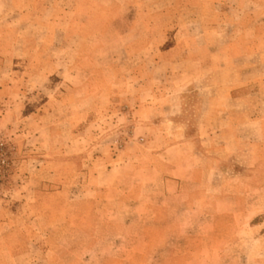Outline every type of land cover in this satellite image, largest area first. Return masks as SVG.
<instances>
[{"label": "crops", "instance_id": "crops-1", "mask_svg": "<svg viewBox=\"0 0 264 264\" xmlns=\"http://www.w3.org/2000/svg\"><path fill=\"white\" fill-rule=\"evenodd\" d=\"M168 1L0 0V136L18 142L21 150L26 148L25 153L36 151L45 157L39 169L44 178L19 176L20 180L12 182L8 190L0 191V264H19L22 255L30 256L36 249L42 250L48 264L62 260L55 248H42L37 228L29 223L21 225L18 220L26 211L50 225L66 217L72 203L62 177L67 168L63 163L58 165L54 156L67 154V149L78 143L73 153H81L80 143L88 128L110 116L117 101H125L121 109L139 116L148 130L143 154L173 155L170 166L157 164L155 168L163 175L170 172L172 176L167 180L177 186H183L184 177L190 173L195 181H205L214 152L215 175L207 179L206 185L219 188L220 194L193 192L183 208L199 212L206 219L211 216L216 234H226L227 227L222 228V222L228 218L224 208L230 201L243 212L244 199L225 191L229 181L222 163L233 155L240 160L246 157V168L232 178L248 176L253 186V174L260 166L257 171L250 167L264 161V142L258 141H264V0H190L200 9L201 18L184 24L163 18L169 10ZM130 39L143 44L139 51L132 50ZM118 41L121 53L117 54ZM90 42L94 44L92 48ZM132 81L137 93L129 96ZM201 86L209 91L203 98L204 129L198 125L197 132L190 133L191 121L180 118L183 103L179 98L181 92ZM91 104L95 108L93 120L89 119ZM84 124H88L87 130L74 132ZM68 136L73 139L72 145ZM197 138L220 139V143L213 150L200 152L194 141ZM170 139L179 141L171 144ZM199 155L204 157L203 168L196 164ZM186 157L194 164L191 162L185 168L186 174H182L181 160ZM26 162L22 171H26ZM110 164L96 163L95 188L102 193L95 205L113 203L108 189L98 185L105 167L108 174L116 168L111 169ZM41 187L47 190L44 204L40 203ZM118 202L131 210L127 215L140 219L150 210L156 219L163 221L167 217L159 208L146 204L147 196L132 193V189L125 188ZM103 215L92 217L101 219ZM258 217L264 218L262 211L251 219ZM131 227L132 222L124 223L123 233L131 234ZM147 229L144 226L137 231L140 237L133 244L121 245L133 250L122 260H112L106 252L91 251L93 257L75 263L145 264ZM49 236L44 237L47 242L51 241ZM255 236L264 242V230ZM156 245L157 250L166 247ZM171 262L207 264L203 258L186 256ZM234 263L245 261L241 258ZM252 264L264 261L254 259Z\"/></svg>", "mask_w": 264, "mask_h": 264}, {"label": "rangeland", "instance_id": "rangeland-1", "mask_svg": "<svg viewBox=\"0 0 264 264\" xmlns=\"http://www.w3.org/2000/svg\"><path fill=\"white\" fill-rule=\"evenodd\" d=\"M189 1L183 0L174 5L173 0H169L168 17L164 16L163 18H169L173 21L179 20L183 24L187 20L198 21L201 18V11ZM258 13L262 16V9L258 10ZM140 30L143 31L141 25ZM130 40L132 50L134 52L139 51L143 44ZM118 43L120 42H116L115 50L117 54L121 53ZM88 44L91 48L94 45L93 42ZM107 46L108 44L105 43V47ZM92 56V60L95 61V56ZM159 79H157L158 82ZM130 84L129 96H134L137 93V86L133 81ZM169 93L172 94L173 92ZM205 94H209V91H205L203 86L196 90L193 88L190 91H183L180 94L179 99L183 103V113L180 118L184 121H191L190 133L197 132L198 125L200 130L204 129L203 98ZM124 103L125 101H117L116 107L112 108V112L109 113L110 116H106L107 119L105 117L96 125L93 124L88 130L85 128L88 124L74 129L75 133L87 130L86 136L80 143L81 153L78 155L73 153L76 150L74 148L79 145L78 143L71 149H67V154L54 156L58 165L63 163L67 168L62 177L68 185L67 189L70 190L72 203L68 205L66 217L58 218L50 225L43 218L33 217L32 211H26L24 217L18 220L20 224L28 226L29 223L39 230L40 239L38 240L42 248H46V246L55 248L57 255L62 259L57 264H76L75 262L82 258L93 257L91 251L101 254L106 252L112 260H122L127 253L133 252V250L125 249L121 245L136 242L140 237L137 236V231L144 226H148L146 241L149 244L147 257L144 260L145 264H172V260H179L183 256L190 259L203 258L207 264H219L223 260L228 261L227 264H235L236 259L241 258L244 259L245 264H252L254 259L264 261V242L259 241L255 236L260 230H264V218L251 219V216L259 211L264 214V171H261L263 169L260 170V168H264V161L260 164L254 163L250 167L257 171L258 165L260 166L259 171L253 174L255 175V185L253 186L249 183L248 176L232 178L234 175H238V172H241L243 168H246V157L240 160L233 155L222 163L229 181V185L224 190L229 196L238 195L244 199V214L239 212L240 209L236 207L234 201H230L224 208L228 218L224 223L222 222V228L227 227L226 234H216L215 222L211 216L206 219L199 212L190 213L183 208L186 200L189 199V195L193 192L205 190V192L209 191L212 196L220 194L219 188L210 189L206 185L207 179L213 178L215 175L213 171L216 163L214 152L211 153L212 169L207 172L205 181H195L193 174L190 173L184 177L183 186H177L167 180L172 176L170 172H165L163 175L161 171L157 172L155 168L157 164L170 166L173 162V155L170 153L162 156L143 154L144 147L147 145L148 130L145 125L141 124L139 116L121 109ZM91 108L93 109L89 119L93 120L95 119V108L92 104ZM72 141L71 136H68L69 145H72ZM169 141L172 144L179 140L170 139ZM194 141L197 151L200 152L213 150L220 143V139L215 138L206 140L197 138ZM258 141L264 142L260 138ZM0 142H4L8 148L10 163L9 173L0 180V191L8 190L12 182L20 180L19 176L24 177L33 174L35 178L42 179L45 177L44 173L39 171L45 158L41 153L36 151L25 153L26 148L21 150L18 142L9 137L0 136ZM201 156L199 155V163L196 164H200L199 166L203 168L202 159L204 157ZM125 158L128 159L124 164L123 159ZM23 161H27L25 163L27 164L26 171H22ZM98 161L102 162L103 165L111 163L109 165L111 169L116 167L110 171L111 175L108 174L109 171L105 167V170L101 171V182L98 184L99 188L108 189V195L113 201L110 204L95 205V199L102 193L95 188L94 181ZM191 162L194 164V160L189 157L181 160L182 167L180 170L182 174H186L185 168ZM217 177L220 178L221 176L217 174ZM125 188L126 190L132 189V193L147 196L148 203L146 204L159 208L167 217L163 221L156 219L152 210L142 213V216L144 215L142 219L134 217V214L127 215V212H131V210L118 202V198L123 194ZM38 191L41 195L40 203L44 204L43 194L47 190L41 187ZM108 207L110 210L107 209ZM93 214L96 216L105 214V216L103 215L101 219H95L92 217ZM126 222H132L131 234L123 233L122 228ZM258 227L260 230L257 229ZM236 231L238 232L237 235ZM45 236H49L51 241L47 242L44 239ZM156 243L160 246L165 245V249L157 250ZM45 258L42 250L36 249V252L34 251L30 256L22 255L19 264H31L33 263L31 260H35L34 262L39 264H48ZM95 263L93 261L89 264Z\"/></svg>", "mask_w": 264, "mask_h": 264}, {"label": "built area", "instance_id": "built-area-1", "mask_svg": "<svg viewBox=\"0 0 264 264\" xmlns=\"http://www.w3.org/2000/svg\"><path fill=\"white\" fill-rule=\"evenodd\" d=\"M9 151L4 142H0V180L5 178L9 173Z\"/></svg>", "mask_w": 264, "mask_h": 264}]
</instances>
